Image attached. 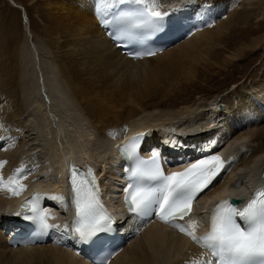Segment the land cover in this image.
<instances>
[{"label":"bare ground","instance_id":"1","mask_svg":"<svg viewBox=\"0 0 264 264\" xmlns=\"http://www.w3.org/2000/svg\"><path fill=\"white\" fill-rule=\"evenodd\" d=\"M45 1L47 6L56 11L55 14L64 24L61 35L50 39V44L59 56L62 72L70 78V85L66 86L62 83L66 86L64 87L60 83L61 81L59 82V75L52 73V79L42 80L39 75V67H37L38 58L32 48L37 82L35 89L33 87L34 80L23 76L26 47L17 46L13 38L9 40L10 43H13L10 45L9 61H5L4 64L9 67L6 70L7 78L4 83L10 87L15 85V88L11 92L9 91L10 94L6 93L5 98L2 100L0 98V248L15 254L24 255V253L36 252L42 256L49 255L55 264H93L81 256H76L75 250L70 246L39 244L19 246L13 249L7 246V238L1 227L3 223L7 226L13 223L12 219L7 218H12L18 213L16 207L18 199L28 194L32 189H44L49 192L50 197H55L59 191L66 193L64 180L66 163L64 161L67 159L76 160L78 158V160L89 159L92 161L99 167V171L105 179L108 193L114 196V189L119 179V160L113 152V142L116 138H120L125 130L132 133L144 132L148 139H152L154 142H158L159 137L163 136L169 140L175 153L174 156L180 155L182 151L185 153L187 148L184 141L208 142L225 137L226 141L222 145L223 147L221 146V151L227 160L225 173L217 177L214 182L215 186L211 187L210 191L204 192L199 198L200 203H205L210 199L215 202L223 194H232L235 198L243 197L254 185L264 183V72L246 88V92L234 105L233 102L224 103L225 100L219 98L218 95L197 96L192 100L191 95L187 93L184 99L182 96H178L181 100L173 101V103L176 102V106L172 105L174 108L156 113L140 107L139 100L142 98L143 92L139 88H136L138 100H135L136 96L131 95L129 91L120 93L115 89L120 85L121 74L134 66L153 64L154 61L157 63V60L163 63L167 61V58L171 60V57L174 58V61L178 59V51L182 49L181 47L191 53L210 44L209 41L214 34L223 32L221 23L225 19L228 18L226 25L231 28L235 19L236 4L240 0L182 1L183 5L193 6L192 19L200 24L201 28L199 27L191 37L181 39L161 53L140 60L128 59L114 47L99 27L89 0ZM249 1L247 0L245 3L249 4ZM162 3L165 5L161 7ZM168 3L170 0H159L160 7L157 10L165 9ZM16 6L19 8V5ZM210 22L217 25L213 24L214 27H209ZM45 34L49 36L48 27L45 28ZM217 35V40H220L222 36L219 35L221 34ZM14 38L16 40V37ZM227 38L225 42L228 46L232 43L230 42L232 37L229 34ZM234 41L236 40L234 39ZM178 48L179 50H177ZM240 51L236 52L233 58L240 56ZM228 60H224L222 65L229 66L231 63ZM208 69L210 68L208 67ZM85 83L89 85L90 92L96 91L106 95L117 91L123 98L118 101H120L119 106L124 108V116L116 110L110 111L111 107L105 109L107 106H104V110L98 111L99 113L93 111L92 107L89 108L88 101L92 99L89 100L90 92L89 96L84 94ZM197 88L198 92L203 91L202 86H197ZM37 89L41 103L38 102V107L34 108L33 106L39 100ZM93 95L95 96V94ZM99 95H96L97 98L101 97L104 101L107 99L104 98L105 96L100 95L99 97ZM111 95L113 99L114 94ZM69 99L74 104L72 111L77 116V125L73 127L72 132H60L61 130L59 131L57 127H62L63 119L72 114L66 107V101ZM43 100L46 104L45 109L48 111V114L45 112L47 114L45 117L49 123L54 124L53 130L45 131L46 135L42 128H48V124L47 126L44 124L43 127L39 125L40 120L45 119L39 117L43 116L42 111L44 110L41 106L44 105L42 104ZM97 100L102 104L99 99ZM93 101L95 103V100ZM93 101L90 102V105ZM130 101L132 102L130 103ZM220 101L222 105L224 104L222 110L216 107ZM98 102L95 107L101 109L102 106L100 107ZM116 103L118 104V102ZM109 106L111 105L109 104ZM112 107L114 109V106ZM61 111L66 115L64 117L62 113L60 119L56 114ZM114 112L116 113L114 114ZM23 116L26 120L23 121V123L25 122L23 126H21V122L19 126H14V123L11 126H9L10 123L5 124L8 118L18 121ZM23 131H25L23 139L16 140L15 137H18ZM7 133H9L8 137ZM49 135L50 137H48ZM255 140L260 142L254 144ZM115 143L117 144L118 141ZM34 164L36 165L34 166ZM17 169L22 171L17 172ZM10 177H14L19 181V184L25 186L19 195H14L10 191L11 188L18 187L17 184H8ZM115 206L116 208L120 207L121 203L116 201ZM60 208L62 212L58 211ZM63 208H65V202L57 204L55 199H52L49 204L51 215L60 222V225L64 226L66 240H68L70 235L67 221L71 219V214L64 212ZM196 214L197 212L194 213V215ZM119 215L123 218L127 216L122 208L119 209ZM122 220L126 221L127 219ZM1 222L3 223L1 224ZM148 223L149 225L139 234L133 236L122 251L108 264H205L206 261L203 260L198 247L185 232L177 231L173 227L168 228V226L155 221ZM196 223L198 224L199 221ZM74 242L75 240L72 241V243Z\"/></svg>","mask_w":264,"mask_h":264},{"label":"rangeland","instance_id":"2","mask_svg":"<svg viewBox=\"0 0 264 264\" xmlns=\"http://www.w3.org/2000/svg\"><path fill=\"white\" fill-rule=\"evenodd\" d=\"M245 2L247 3V0H240L237 2L238 6L236 4V12L234 13L235 19L231 28L226 25L228 18L225 19V21L221 23L223 32H217L214 34L211 41H209L210 44H206V46L202 49L191 53L186 52V49H183V47H181L182 49L180 50L178 48V59L174 61V58L171 57V60H169L170 58H167V61H164L163 63L157 60V63L154 61L153 64L146 63L144 65L134 66L129 69V71L127 70L124 73L122 72L123 74H121L120 85L115 87V89L120 91V93H128L129 91L131 95L136 96L137 99L135 100H138L139 98L137 97L138 94L136 88H139L143 92L144 96H142L139 100L140 107L149 112L156 113L163 112L169 108H174L172 105L176 106V102L173 103V101H180L181 98L178 96H182L184 99L185 94L187 93L191 95L192 100H194L197 96L205 95L207 97H211L213 95H218L219 98L225 100V102L223 101L224 103L228 104L227 102H233L234 105L246 92V88L250 84H253L254 81H256L264 72V0H250L249 4H246ZM16 5H19V8ZM55 12L56 11H54L52 7L46 5L45 0H0L1 100L5 98L7 94H10V92L15 88V85L10 87L4 83L7 78L6 70L9 69V67H6L7 64H4L6 63L5 61H9L11 56L9 53L10 45L13 43H10L9 41L11 38H13V41H16L17 46L23 48L26 47L23 76L31 79L32 81L34 80L33 87H35V89L37 82L35 79L36 72L34 69V61L32 59V48L35 50L38 58L37 67H39V75L42 80L52 79V73L53 75H59V82L61 81V84H66V86L68 84L70 85V78L67 77L66 73L64 74V72H62L59 56L52 44H50V39L59 37L64 27V24ZM216 25L217 24L214 26ZM214 26L212 25L211 27ZM47 27L49 28V36L45 34V28ZM217 34H221L219 35L222 36L220 40H217ZM229 34L232 37L230 38V42L232 43L227 46L225 40L228 39L227 37ZM14 37H16V40ZM234 39L236 41H234ZM239 51L241 52L240 56L233 58L234 54ZM226 59H229L232 65L229 63V66L222 65ZM208 67L210 69H208ZM197 86H202L203 91L198 92ZM88 87L89 85L85 83L84 94L86 93L85 95L88 96L90 94L92 95V98L91 95L89 96L90 98L88 97L89 100L92 99L91 101H88L89 108L92 107L91 109L93 111L99 113L98 111L104 110V106H107L105 109H109V107L112 109V106H114V109L109 110H116V112H121V115L124 116V108L122 109V107L119 106L120 101H118L123 98L119 96L117 91L110 92L111 94H114L112 99L111 94L108 93L103 95L96 91L90 92ZM89 92L90 94H88ZM180 92H182V94H180ZM92 93L95 94V96L100 94L102 97L105 96L104 98L107 99L104 101V99H102L99 95L101 98L100 100V98H97V96L95 97ZM38 94L39 91L37 92V95ZM39 97L40 96L38 95L37 98ZM97 99H99L102 104L99 103ZM93 100H95V103L98 102L100 107L102 106L101 109L98 106V108L95 107L97 103L95 104ZM40 101L41 100L39 98L33 107H38L37 104ZM92 101L94 104L91 103L90 105V102ZM116 102H118V104ZM131 102L132 101H130V103ZM44 103L45 102L43 100L42 104ZM219 103H221V101ZM109 104L111 106H109ZM73 105L72 100L69 99L66 101V107L70 110V113H72L71 116L66 117V119L64 118L66 113L61 111L56 114V116L59 115L60 119L64 114V123L61 121L62 127H57L59 131L61 130L60 132H72L73 127L77 125L76 121H78V119L76 114L72 111ZM41 106L44 111L41 109L43 116L39 117H41L40 119H45H39L43 123L42 124L39 121V125H42L43 127L44 124H46V126L48 124L47 127L52 128H50V130L46 127L42 128L44 134L46 135L45 131L49 132L53 130L54 124L49 123V120L45 117L48 114V111L45 109L46 104ZM49 108L53 109L52 107ZM106 111L110 112L108 110ZM45 112L47 114H45ZM116 112H114V114ZM228 115L230 116L231 114L229 113ZM36 116L38 117V115ZM32 117L35 118V116ZM22 118L18 119V121L14 120L15 122L12 121L13 118H8V121H5V124L10 123L9 126H11L14 123V126H19L21 124V126H23V124L25 125V122L23 123V121L26 120L24 116ZM20 122L21 124H19ZM17 129H19V127H17ZM24 135L25 131L21 132L18 137H15V139L21 140ZM8 136L9 133H7V137ZM48 137H50V135ZM258 142L260 141L255 140L254 144H257ZM35 165L36 164H34V166ZM0 264H55V262L52 257H49V255L42 256L36 252L24 253V255L15 254L12 252L9 253V251L0 248Z\"/></svg>","mask_w":264,"mask_h":264},{"label":"snow or ice","instance_id":"3","mask_svg":"<svg viewBox=\"0 0 264 264\" xmlns=\"http://www.w3.org/2000/svg\"><path fill=\"white\" fill-rule=\"evenodd\" d=\"M159 7V0H98L96 11L113 42L119 46L122 40L141 35L139 30L147 29L150 34L163 33L168 27L167 21L179 9L159 11ZM142 139L143 134L134 137L120 149L122 156L135 161L129 169L130 183L125 188L128 210L140 216L157 215L194 241L203 243L217 258L205 264H264V190L256 193L242 209L228 200L221 201L213 211L210 231L197 237L195 221L188 225L180 221L191 213L193 201L206 189L210 191L215 186L213 181L224 170V161L213 155L191 164L183 172L165 175L158 152L153 153L150 161L138 155L136 150ZM77 177L78 173L73 170L70 179L77 217L75 232L82 242L93 241L98 234L112 231L115 218L102 211L95 174L89 170L87 177L91 179ZM8 184L18 185L10 189L14 195H19L25 188L14 177L9 178ZM51 198L64 203L62 196ZM39 199L37 194L23 205L22 218L47 229L48 214L38 207Z\"/></svg>","mask_w":264,"mask_h":264}]
</instances>
